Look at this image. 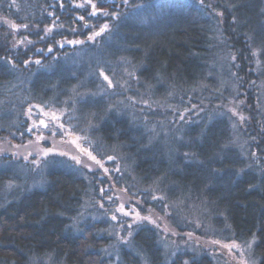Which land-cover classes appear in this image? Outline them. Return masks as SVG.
Instances as JSON below:
<instances>
[{
    "label": "trees",
    "instance_id": "trees-1",
    "mask_svg": "<svg viewBox=\"0 0 264 264\" xmlns=\"http://www.w3.org/2000/svg\"><path fill=\"white\" fill-rule=\"evenodd\" d=\"M92 3L0 0V264H264V0Z\"/></svg>",
    "mask_w": 264,
    "mask_h": 264
},
{
    "label": "rangeland",
    "instance_id": "rangeland-1",
    "mask_svg": "<svg viewBox=\"0 0 264 264\" xmlns=\"http://www.w3.org/2000/svg\"><path fill=\"white\" fill-rule=\"evenodd\" d=\"M52 109L53 108H45V107H41V106H35L34 107V111L36 113V114H34V116H35L34 124L42 132L54 131L53 129H56L61 124V121H59V119L56 121H53L52 119H50L52 114H57V111L52 110ZM168 114L171 115L173 113H165L160 108H157L154 110L147 108V109H145L144 115H146L147 118L150 117V119L153 121L151 123H152L153 128H154L158 125V124H156V121H158L159 119L165 118V116ZM40 120H44L46 123H48L50 125V127L45 128L42 125H40V123H39ZM234 127H235V124H234ZM150 128H152L151 125H150ZM99 174H100V172H99ZM106 189H109L107 183H106L105 190ZM102 194H103L104 198H102L101 205H102L104 211L109 212L112 217L115 215L116 220H118L119 222L139 221L140 219H142L141 215L138 214L137 208H134L132 212L130 211L131 209H128L129 211H125V209H124V212L129 213L128 215H125L124 213L118 212L117 209L121 205L118 203L117 197L113 198L112 191H110V189L102 192ZM109 197H111V199H108ZM186 208H189V206ZM138 209L140 210V212H142L140 207H138ZM132 219H134V220H132ZM185 223L187 225L186 228H188L190 230V232L192 230L195 231L197 229H200L201 231H203L202 227H204L206 231L207 230L209 231V233H210V231H211V233H218V234L220 233V230L218 231V229L215 228V225H212L211 220L208 219V217H206L203 214L201 216H198V214L194 213L191 215V219H190V215L187 214V219H185ZM122 225L124 227V223H122ZM182 234H185V233H182ZM181 237L182 236H179V238H181ZM227 242H228L227 245H229V246L232 245L233 243H235L234 241H227ZM252 244L253 243L251 241L240 242L237 244V245H239V248H238V250H235V251H238L237 258L239 259V264H257L256 260L254 258V255H253ZM176 245H177V247H176ZM166 246L172 248V253L170 254L171 257H173V255L177 251L178 252L179 251L185 252L186 249L193 250V251L194 250L199 251V249H200L198 246H196L194 244H180L178 242L177 237L173 238L171 240V242H166ZM234 249L235 248H229V251L234 253V251H233ZM218 264H237V263L234 260L230 259V261H220Z\"/></svg>",
    "mask_w": 264,
    "mask_h": 264
},
{
    "label": "snow or ice",
    "instance_id": "snow-or-ice-1",
    "mask_svg": "<svg viewBox=\"0 0 264 264\" xmlns=\"http://www.w3.org/2000/svg\"><path fill=\"white\" fill-rule=\"evenodd\" d=\"M127 2H128V0H124V3H125V4H127ZM88 3H89V4L92 6V8L94 9V11L91 13V15H96V14H97L96 5L92 3V0H88ZM201 3H203V0H201ZM83 6H84L83 4L77 5V7H83ZM103 14H104V15H109V13H107V12H104ZM80 19H83V17H80ZM25 27H26V26H25ZM107 27H108L107 25H104L103 27H101L100 32H104V31L107 29ZM100 32L95 33V35H100ZM93 38H94V37H89V39H93ZM69 43H80V41H75V42L69 41ZM49 50H51V49H49ZM24 63L27 64L28 61H24ZM37 63H39V61H37ZM100 75H102L103 78H104L105 80L108 81L109 85H111V80H109V77H108L107 75H104L103 71L100 72ZM182 118H183V117H181V119H182ZM51 119H52L53 121H56V120H58L59 118H58L55 114H52ZM241 119H243V117H241ZM39 123H40V125H42V126L45 127V128L50 127V125H49L48 123H46L44 120H40ZM33 127H36V125L34 124ZM59 127H60V128H63V125L61 124V125H59ZM28 131L31 132V131H32V128H29ZM38 139H44V137H43V136H40V137H38ZM48 151H51V149L48 150ZM43 154H44V155H47L48 152L45 151ZM88 155H89V157H90L92 160H94L98 165L101 164V162H100L99 160H97L95 156H92L91 153H88ZM73 159H77V158H76V157H73ZM107 159H109V160H113L114 157L109 156V157H107ZM77 163H79V160H78V159H77ZM101 167H102V165H101ZM104 171L107 172L108 170H107V169H104ZM117 171H118V169H117ZM108 199H111V197H109ZM153 199H156V197H153ZM117 211H118V212H121V213H124L125 215H128V214H129V213L124 212V207H123V205H121V206L117 209ZM112 219L115 220V219H116V216L114 215V216L112 217ZM213 243H218V242H217V241H213ZM225 247H229V248H239V245L233 243V244L230 245V246H229V245H225Z\"/></svg>",
    "mask_w": 264,
    "mask_h": 264
}]
</instances>
